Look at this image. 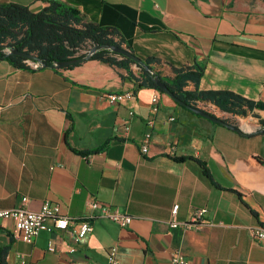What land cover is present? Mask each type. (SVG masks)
Wrapping results in <instances>:
<instances>
[{
    "label": "crops",
    "instance_id": "crops-1",
    "mask_svg": "<svg viewBox=\"0 0 264 264\" xmlns=\"http://www.w3.org/2000/svg\"><path fill=\"white\" fill-rule=\"evenodd\" d=\"M62 1L117 27L140 58H160L163 74H172L171 65L204 63L199 89L232 90L264 102V0ZM0 2L34 12L45 4ZM27 63L17 68L0 61V208L36 210L48 200L79 219L98 200L127 212L132 222L95 218L93 230L76 238L49 221L26 242L13 237L11 219L0 218V264H108L112 244L120 264H172L176 250L189 264H264V244L246 228L264 224V109L238 115L198 102L241 128L235 130L166 93L137 89L126 69L99 59L70 67ZM131 69L138 74L136 64ZM128 89L135 99H107L109 91ZM156 93L159 109L142 153ZM174 204L177 221L204 207L212 224L171 227Z\"/></svg>",
    "mask_w": 264,
    "mask_h": 264
},
{
    "label": "trees",
    "instance_id": "trees-1",
    "mask_svg": "<svg viewBox=\"0 0 264 264\" xmlns=\"http://www.w3.org/2000/svg\"><path fill=\"white\" fill-rule=\"evenodd\" d=\"M43 2L45 3L43 8L36 12L16 2H0V61L5 60L17 68L29 66L27 62L31 59L8 52L7 47L30 52L47 65L83 56L94 44L121 46L133 52L117 27L100 25L87 18L78 7L62 0H43ZM90 58L126 69L127 75L131 77L137 89L147 87L165 93L155 82V77H158L177 97L193 106L200 107L198 102L201 101L211 102L221 110L238 115H246L255 108L264 109L263 101L250 99L232 90L199 89L204 63L195 62L181 67L171 65L172 74L167 75L157 69V65L161 64L162 60L149 56L143 60L150 69L146 70L138 66V74H135L131 69V64L135 62L109 48H101L93 52ZM191 83L194 84L193 89L189 88ZM177 105L184 107L178 102ZM259 121L264 125V119ZM203 171L210 177L206 167H203Z\"/></svg>",
    "mask_w": 264,
    "mask_h": 264
},
{
    "label": "built area",
    "instance_id": "built-area-1",
    "mask_svg": "<svg viewBox=\"0 0 264 264\" xmlns=\"http://www.w3.org/2000/svg\"><path fill=\"white\" fill-rule=\"evenodd\" d=\"M106 96L112 104L121 103L125 99H135L136 97L134 89L120 92L109 91ZM151 103L152 116L146 120V129L143 133L141 145L142 153H147L149 149V142L155 123L154 114L159 109V96L157 93L152 96ZM129 115H133L132 110H129ZM170 119H173V117H170ZM124 128L125 130H128L129 125L125 124ZM174 149L175 147L171 146V151ZM25 200L26 197L23 198V201ZM89 206L93 211L78 219L63 215L60 212V206L58 203L46 200L41 207L36 210L29 209L25 205H19L12 208H0V218L11 219L13 221V237L26 242H31L41 231L46 230L49 227V221H51L56 228L69 230L76 238H81L93 230L92 220L95 218H107L120 226H128L132 222V216L117 207L112 208L98 200H91ZM177 210L178 204H174L171 209L174 219L169 221L171 227L183 226V228H192L203 223L212 224V222H209L204 218L206 212V208L204 207L195 208L192 210L189 220L181 222L175 219ZM246 228L254 241L264 244V224H251ZM48 248L54 250L52 241H49ZM107 263L120 264L117 244H112L108 247ZM171 263L189 264V261L180 250H176L171 254Z\"/></svg>",
    "mask_w": 264,
    "mask_h": 264
},
{
    "label": "water",
    "instance_id": "water-1",
    "mask_svg": "<svg viewBox=\"0 0 264 264\" xmlns=\"http://www.w3.org/2000/svg\"><path fill=\"white\" fill-rule=\"evenodd\" d=\"M101 48H109V49H111L114 52L120 53V54L125 55L128 58L132 59L137 66H141V67L145 68L146 70L150 69V67L144 62V60L142 58H140L139 56H137L130 49L125 48V47H121V46L111 45V44H94L93 46L90 47V49L88 50L87 54H85L83 56H77V57L70 58V59H67V60L55 62L54 65H52V66L65 67V66L72 65L74 63H78L80 61H83L85 59L90 58V55L93 52H95V51H97V50H99ZM7 50H8V52L21 55V56L29 58L31 60L38 61L41 65L42 64L43 65H47V64H44L41 61V59H39L36 55H34V54L30 53V52H27L25 50H20V49L15 48V47L14 48L7 47ZM155 82L166 94H168L171 98H173L176 102H178L179 104L183 105L184 107H186V108H188V109H190V110H192V111H194L196 113H199L201 116H204V117L208 118L211 121L223 124V125L228 126V127L232 128V129H235V130H241V128L238 125L233 124L231 122H228L225 119L220 118V117L216 116L215 114H213V113H211V112H209V111H207V110H205L203 108H200V107H197V106H193V105L185 102L184 100L180 99L179 97H177L169 89L167 84L164 81H162L160 78L155 77Z\"/></svg>",
    "mask_w": 264,
    "mask_h": 264
},
{
    "label": "rangeland",
    "instance_id": "rangeland-1",
    "mask_svg": "<svg viewBox=\"0 0 264 264\" xmlns=\"http://www.w3.org/2000/svg\"><path fill=\"white\" fill-rule=\"evenodd\" d=\"M86 46H87V45H86ZM86 46H85V47H86Z\"/></svg>",
    "mask_w": 264,
    "mask_h": 264
}]
</instances>
